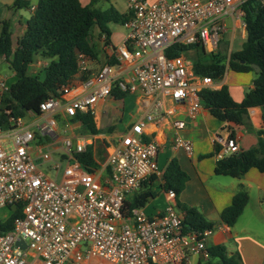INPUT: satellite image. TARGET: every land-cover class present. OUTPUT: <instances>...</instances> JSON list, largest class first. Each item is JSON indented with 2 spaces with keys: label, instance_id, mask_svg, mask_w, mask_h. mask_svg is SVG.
<instances>
[{
  "label": "built area",
  "instance_id": "1",
  "mask_svg": "<svg viewBox=\"0 0 264 264\" xmlns=\"http://www.w3.org/2000/svg\"><path fill=\"white\" fill-rule=\"evenodd\" d=\"M126 1L130 16L123 23L124 45L111 48L103 41L110 54L93 73L90 58L77 53L80 88L73 97L68 96L73 90L68 83L43 100L37 112L14 115L3 107L12 81L0 69V208L19 211L12 228L0 232V264H103L98 259L109 264H194L193 255L201 262L209 258L205 240L215 228L183 231L184 212L176 207L172 190L166 191L169 202L155 215L133 208L126 216L123 205L151 176L162 181L159 146L143 139L144 123L173 113L164 107L165 98L186 101L188 114L194 116L202 105L199 91L214 81L195 74L189 57L167 56L166 49L174 43H197L216 51L227 17L245 29V0ZM1 64L9 67L5 55H0ZM44 64L37 58L31 63ZM114 88L150 100L143 117L107 146L104 159L95 157L98 167L90 171L76 157L93 143L89 134L74 139L64 135L54 153L58 115L63 116L64 131L77 113L94 118L98 101L112 96ZM173 125V147L191 154L192 141L178 133L184 122L174 120ZM238 151L236 139L228 137L214 155L220 159ZM44 163L54 176L41 168Z\"/></svg>",
  "mask_w": 264,
  "mask_h": 264
},
{
  "label": "trees",
  "instance_id": "2",
  "mask_svg": "<svg viewBox=\"0 0 264 264\" xmlns=\"http://www.w3.org/2000/svg\"><path fill=\"white\" fill-rule=\"evenodd\" d=\"M100 0H90L82 4L79 0H38L35 10L28 18L22 35L13 45L9 22L0 21V55H5L9 68L14 72L13 81L3 96V107L11 109L14 115H25L27 111H38L39 104L50 96L58 95V90L70 83L77 73V53L86 54L90 59H98L97 44L92 40L94 27L103 36L104 43H109L110 29L108 24H123L130 14L119 12L109 4L101 9L96 6ZM109 1V0H106ZM26 0H14L11 8L27 7ZM241 8L244 12L242 21L245 28V40L239 50L231 51L226 57L219 51H206L200 44L174 43L166 49L167 56L186 54L194 50L191 57L195 74L210 76L219 80L226 66L234 71H254L257 67L249 89L240 102L234 101L225 85L218 89L210 87L199 91L201 104L207 107L217 119L236 125H247V114L250 107L261 106L264 122V4L262 0H245ZM46 61L39 72L31 73L30 65L36 58ZM112 61V60H111ZM81 77H85L81 76ZM125 93L116 88L112 96L120 99ZM81 122L83 134H96L94 119L87 113H77L73 118ZM263 130H257L261 134ZM229 137H234L232 132ZM95 145V146H94ZM90 144L85 151L76 157L88 169L98 167V160H103L102 149ZM220 146H214V153ZM249 168L264 172V140L258 138L257 144L245 150H239L217 159L214 173L231 177L242 176ZM151 176L141 187L125 200L123 214L131 215L133 208H142L154 195ZM188 179L187 173L180 167L177 159L172 158L162 171L159 184L163 190H172L175 194L176 207L184 212L183 231L204 230L213 228L214 223L207 220L195 207L178 201L177 197ZM248 200V193L243 188L233 194L230 203L220 212V221L232 226L242 212ZM6 219L0 220V232L12 228V222L18 210H9ZM209 258L198 264H243L237 249L227 250L223 244L208 247Z\"/></svg>",
  "mask_w": 264,
  "mask_h": 264
},
{
  "label": "crops",
  "instance_id": "3",
  "mask_svg": "<svg viewBox=\"0 0 264 264\" xmlns=\"http://www.w3.org/2000/svg\"><path fill=\"white\" fill-rule=\"evenodd\" d=\"M13 1L0 0V21L7 20L9 22L11 39L15 45L25 30L28 18L33 13L30 6H36L38 0H26L27 7L11 8ZM79 1L82 4L90 2V0ZM101 2L112 3L116 0H100L96 6ZM226 25L227 39L220 48L218 44L216 51L228 57L231 51L241 48L245 40V29L231 17L226 18ZM108 27L110 29L108 44L111 48L122 47L126 29L123 27L124 33L117 36L111 31L109 24ZM92 40L97 44L98 59H89L90 73L97 71L110 54V50L108 46H104L103 36L98 34V30L93 32ZM254 75L255 70L239 72L226 66L223 76L219 80L213 81L210 88L218 89L225 85L231 98L240 102L245 93L252 88ZM79 79L80 76L75 74L70 81L73 90L69 93V97H73L80 88ZM149 100L150 98L139 93H125L120 99L109 96L98 101L96 115L93 119L100 132L89 135L93 137L92 145L97 143V146L102 149L103 159L107 146L110 143H116L120 135L128 130L134 121L143 117ZM164 107L171 108L173 113L166 115L160 122L146 121L142 137L144 140L157 141L159 150L156 159L161 171L172 158H175L187 173L188 179L177 197L178 201L195 207L207 220L214 223V231L205 240L208 247L214 244H223L227 250L237 249L243 264H253V262L261 264L264 258V172H260L256 168H249L242 176L231 177L216 174L213 168L217 160L214 155V146H220L231 132L239 150L255 146L258 138L264 140L263 108L261 106L250 107L247 114V125H236L217 119L203 105L194 116L188 114L186 101L175 103L169 98H165ZM174 120L184 122V127L178 130V133L192 141L191 154L181 148L173 147V137L177 132L173 125ZM63 121V116L58 115L57 133L59 137L53 147L54 153L60 151L62 147L60 138L64 135L74 139L83 134L79 120L74 119L67 131L63 130ZM257 130H263V132L258 134ZM35 157H37L36 152ZM152 184L154 195L141 208L146 215L160 213L169 202L166 191L159 187L160 180L154 179ZM240 187L247 191L248 200L235 223L232 226H227L220 221V212L230 203L233 194ZM191 260L194 264L201 262L196 255H193ZM98 261L109 264L103 259H98Z\"/></svg>",
  "mask_w": 264,
  "mask_h": 264
},
{
  "label": "rangeland",
  "instance_id": "4",
  "mask_svg": "<svg viewBox=\"0 0 264 264\" xmlns=\"http://www.w3.org/2000/svg\"><path fill=\"white\" fill-rule=\"evenodd\" d=\"M102 1H105V0H102ZM109 4H112L113 6L116 7V9L119 11V12H125L127 11L128 9V6H127V1L126 0H116V2H112V3H109V2H101L99 5H97V7L101 8V9H104L106 8ZM109 25L111 26V31H113L117 36H119L120 34L122 35L124 33V29H123V24L121 23H116V22H110ZM94 30H97L96 27H94ZM227 39V35L225 34V32L221 33L219 35V48L220 46H222L223 42ZM194 53L192 51H188L186 54H184L186 57H189L191 59V57H193ZM39 60H44L42 58H37ZM46 61V60H44ZM41 66H38V65H31L30 66V72L31 73H38L39 70H40ZM0 69L1 71L6 74L8 77H9V81H13V77H12V71L11 69L6 65V64H1L0 66ZM41 168L44 169L47 173H49L50 176H54L53 175V172L48 169L47 167V164L44 163V164H41ZM9 210L7 208H0V220H4L7 218L8 214H9ZM235 250V249H234ZM232 251V250H230ZM253 264H257L256 262H253ZM261 264H264V258L262 260V263Z\"/></svg>",
  "mask_w": 264,
  "mask_h": 264
},
{
  "label": "water",
  "instance_id": "5",
  "mask_svg": "<svg viewBox=\"0 0 264 264\" xmlns=\"http://www.w3.org/2000/svg\"><path fill=\"white\" fill-rule=\"evenodd\" d=\"M252 67L254 68V70H257V67L254 64H252ZM17 244H19L22 248H25L26 245L24 241H19L17 242Z\"/></svg>",
  "mask_w": 264,
  "mask_h": 264
}]
</instances>
